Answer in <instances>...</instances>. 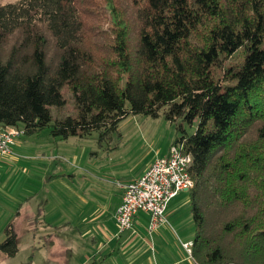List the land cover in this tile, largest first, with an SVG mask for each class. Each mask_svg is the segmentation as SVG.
<instances>
[{
  "label": "trees",
  "instance_id": "1",
  "mask_svg": "<svg viewBox=\"0 0 264 264\" xmlns=\"http://www.w3.org/2000/svg\"><path fill=\"white\" fill-rule=\"evenodd\" d=\"M130 114L193 155L197 263L264 264V0L0 1V125L102 144Z\"/></svg>",
  "mask_w": 264,
  "mask_h": 264
},
{
  "label": "crops",
  "instance_id": "2",
  "mask_svg": "<svg viewBox=\"0 0 264 264\" xmlns=\"http://www.w3.org/2000/svg\"><path fill=\"white\" fill-rule=\"evenodd\" d=\"M83 141L54 137L45 128L20 135L13 152L0 156V164L15 165L23 182L16 194L17 239L30 231L33 259L39 264H198L183 246L195 233L189 191L172 198L167 222L154 230L149 231L148 213L138 212L133 227L120 231L116 213L124 184L142 175L154 158L137 165L131 149L123 151L124 141L108 143L99 158L97 151L80 148Z\"/></svg>",
  "mask_w": 264,
  "mask_h": 264
},
{
  "label": "rangeland",
  "instance_id": "3",
  "mask_svg": "<svg viewBox=\"0 0 264 264\" xmlns=\"http://www.w3.org/2000/svg\"><path fill=\"white\" fill-rule=\"evenodd\" d=\"M243 50L241 49V53H244ZM68 109L74 110V105L71 102L68 104ZM69 110L64 108L62 113H72ZM57 112L54 110L55 115ZM184 126L188 134L193 133L196 129V123L193 125L185 123ZM177 134L175 123L167 120L163 115L155 118L144 114H130L119 123L118 130L112 133L109 143L113 142V145H118V142L124 141L123 151L131 149V159H135L136 164L140 165L156 156L165 155ZM97 139L98 132H94L91 136L84 138V141L80 143V148L82 150L86 148L87 151L93 149L101 155L99 158H102L103 154L109 150L108 143L100 144ZM14 166L6 163L0 164V174L3 177V180H0V239L5 237L4 228L11 219H14L16 232L19 223L15 218L18 208L16 194L21 192L23 182L18 179ZM18 247L16 255L2 256L0 264H39L38 260L33 259L31 255L35 245L31 239L30 231L24 230L19 235Z\"/></svg>",
  "mask_w": 264,
  "mask_h": 264
},
{
  "label": "built area",
  "instance_id": "4",
  "mask_svg": "<svg viewBox=\"0 0 264 264\" xmlns=\"http://www.w3.org/2000/svg\"><path fill=\"white\" fill-rule=\"evenodd\" d=\"M23 134L22 126L0 125V156L11 154L17 137ZM192 164L193 155L185 151L184 142L175 140L166 155L155 157L142 175L126 182L116 213L119 230L132 228L138 212L148 213L149 231L167 222L166 211L172 198L194 185ZM192 245L193 241L183 243L190 255Z\"/></svg>",
  "mask_w": 264,
  "mask_h": 264
}]
</instances>
